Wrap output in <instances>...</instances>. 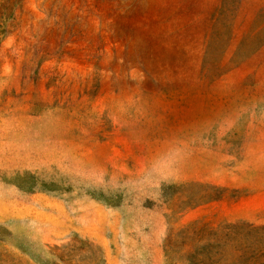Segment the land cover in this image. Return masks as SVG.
Wrapping results in <instances>:
<instances>
[{
    "label": "rangeland",
    "instance_id": "obj_1",
    "mask_svg": "<svg viewBox=\"0 0 264 264\" xmlns=\"http://www.w3.org/2000/svg\"><path fill=\"white\" fill-rule=\"evenodd\" d=\"M0 264H264V0H0Z\"/></svg>",
    "mask_w": 264,
    "mask_h": 264
}]
</instances>
